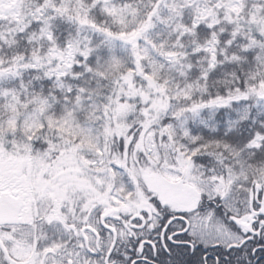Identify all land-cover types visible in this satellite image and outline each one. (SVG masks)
Instances as JSON below:
<instances>
[{
	"label": "snow or ice",
	"instance_id": "snow-or-ice-1",
	"mask_svg": "<svg viewBox=\"0 0 264 264\" xmlns=\"http://www.w3.org/2000/svg\"><path fill=\"white\" fill-rule=\"evenodd\" d=\"M0 264H264V0H0Z\"/></svg>",
	"mask_w": 264,
	"mask_h": 264
}]
</instances>
